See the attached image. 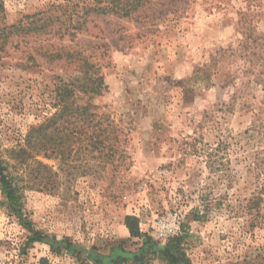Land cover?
<instances>
[{"label":"rangeland","instance_id":"374dc122","mask_svg":"<svg viewBox=\"0 0 264 264\" xmlns=\"http://www.w3.org/2000/svg\"><path fill=\"white\" fill-rule=\"evenodd\" d=\"M77 1L0 0V160L20 199L0 185V264H264V92L240 53L242 27L264 32V0H192L168 26L148 9L76 18ZM82 67L105 89L75 98L97 107L106 154L118 124L119 155L89 141L65 159L21 154L57 89L87 82ZM167 213L181 232L158 241L149 229Z\"/></svg>","mask_w":264,"mask_h":264},{"label":"trees","instance_id":"16d2710c","mask_svg":"<svg viewBox=\"0 0 264 264\" xmlns=\"http://www.w3.org/2000/svg\"><path fill=\"white\" fill-rule=\"evenodd\" d=\"M192 0H79L74 2V10L71 13L76 15V18L82 19V12L87 14H96L99 16L114 15L122 18H130L143 9L151 11L154 19L159 17L164 18V25L174 21H180L182 18H187V14L192 8ZM160 7L159 9L157 8ZM80 10V11H78ZM80 12V13H79ZM175 22V23H177ZM243 25V24H242ZM245 25V24H244ZM244 30V39L241 45V55L251 61L256 57L260 63L261 71L258 76L257 83L262 87L264 92V32L257 35V31L252 30L250 26L242 27ZM253 52V53H252ZM71 57H74L73 55ZM60 58V57H59ZM86 61V66L89 63ZM80 74L84 77L80 80L87 81L84 85L77 86L71 84L63 88H58L56 93L57 111L46 122L32 128L26 140V149L20 150L21 154H26L28 148H36L43 150L46 156L58 155L60 159H65L67 151H71L73 145L77 142L89 141L88 145L96 147L101 146L103 149L101 155L107 157V160L112 163L113 159L119 155V147L121 142V133L118 124L114 122V152L109 155L104 153L105 149H110L111 145H106L111 140L107 131L102 129L100 120H96L97 107L88 102L86 105L78 103V97L75 98L78 92L81 95L87 96L88 100L95 96H101L105 89L104 79L102 77H93L88 72L84 71V67L80 68ZM90 103V104H89ZM262 110L264 111V101L262 102ZM90 131L97 132L96 136H91ZM36 140V144L34 142ZM51 153V154H48ZM69 156V155H68ZM56 177V174L54 175ZM57 181V180H56ZM0 185L2 193L12 207L20 205L18 197V187L13 183L12 178L6 174L4 163L0 160ZM125 226L130 232L132 238H147L146 234H142L139 229V220L136 217L128 216L125 219ZM41 241L38 232L27 239V244L31 245ZM166 253H170L165 250ZM170 257V256H169ZM177 258L171 256L168 264H176Z\"/></svg>","mask_w":264,"mask_h":264},{"label":"built area","instance_id":"2783aa9c","mask_svg":"<svg viewBox=\"0 0 264 264\" xmlns=\"http://www.w3.org/2000/svg\"><path fill=\"white\" fill-rule=\"evenodd\" d=\"M155 221L149 232H152V235L158 241H167L178 235L183 225V218L179 213H167Z\"/></svg>","mask_w":264,"mask_h":264}]
</instances>
